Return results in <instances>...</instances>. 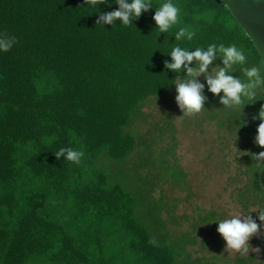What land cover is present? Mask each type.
<instances>
[{"label":"trees","instance_id":"obj_1","mask_svg":"<svg viewBox=\"0 0 264 264\" xmlns=\"http://www.w3.org/2000/svg\"><path fill=\"white\" fill-rule=\"evenodd\" d=\"M165 2L151 0L152 8L125 26L119 20L96 25L101 13L119 8L116 0L96 6L85 0H0V35L17 39L9 51H0V264H214L221 259L217 253L224 239L217 228L226 213L195 203L190 229L175 234L166 202L154 196L155 177L171 179L188 199L196 194L175 155L176 127L168 113L180 109L173 82L187 70L177 74L164 62H171L175 46L194 51L211 44L242 48L243 67L262 61L224 0H172L180 10L179 24L160 34L153 16ZM180 27L194 32L193 39L177 41ZM221 66L218 55L209 74ZM240 68L234 65L230 74L244 81ZM198 79L207 97L201 118L219 130L224 163L235 164L229 176L236 182L235 200L243 211L258 214L253 210H264V164L258 166L252 153L264 148L254 142L261 121L252 116L264 106V86L255 100L226 108L208 90L205 76ZM151 99L167 108L163 118L173 142L164 152L151 149L153 141L143 138L136 124L146 120L143 108ZM188 118L186 126L192 122ZM62 147L83 151L81 163L57 159L54 153ZM172 206L173 212L177 202ZM209 228L212 236L199 241L197 232ZM198 243L216 253L193 257L189 246L198 252ZM253 243L262 244L261 237ZM256 258L226 256L220 262L259 264Z\"/></svg>","mask_w":264,"mask_h":264},{"label":"clouds","instance_id":"obj_2","mask_svg":"<svg viewBox=\"0 0 264 264\" xmlns=\"http://www.w3.org/2000/svg\"><path fill=\"white\" fill-rule=\"evenodd\" d=\"M106 0H85V4L96 6L105 3ZM119 8L113 11L101 13L96 20V25H113L119 20L123 25L129 26L132 18H139L143 12L152 8L151 0H116ZM179 8L172 3V0L163 3L156 9L153 19L157 25L160 34L170 33L174 26L179 24ZM195 33L185 27H180L174 33L177 41L192 40ZM17 42L15 36L7 34L0 35V51L7 52ZM218 55L222 58L223 66L215 71V74H209V68L217 60ZM171 62L165 61L166 69L179 74L182 70H187L186 76L177 75L173 84L176 86L177 95L175 96L178 107L182 110L183 116L195 117L205 109L207 97L204 94L205 84L200 82L198 77L202 74L206 78L208 90L220 98V103L226 108H234L244 104L245 100L253 101L256 98L257 89L264 86V76L261 75L259 67H243L247 63V57L242 48L235 44L225 46L224 44H211L207 50L196 48L189 51L175 46L171 52ZM195 62V66H191ZM234 65L241 66L240 71L245 76V80L230 74ZM232 73V72H231ZM223 93V95H221ZM250 104V103H248ZM253 120L259 119L257 135L254 142L264 148V106H262L257 115L252 116ZM57 159L63 157L65 160L74 164H80L84 152L70 147H62L56 151ZM253 159L257 165L264 164V151L252 153ZM258 211L259 221L264 224V210ZM252 212V211H251ZM262 224H258L250 214H234L229 218L218 221V233L226 241L224 251L229 255L238 253L241 257L249 255L250 251L260 253L259 247H252L249 243L254 236L261 235ZM149 243L155 245V239H150Z\"/></svg>","mask_w":264,"mask_h":264},{"label":"rangeland","instance_id":"obj_3","mask_svg":"<svg viewBox=\"0 0 264 264\" xmlns=\"http://www.w3.org/2000/svg\"><path fill=\"white\" fill-rule=\"evenodd\" d=\"M165 107L164 102L151 99L143 108L144 112L148 114L146 120L136 123L139 134L143 138L153 141L151 149H159L162 152L173 142L171 139V128H169L168 125L165 126V119L163 118V114L166 116L164 112H166L167 108ZM168 113H171L170 120L176 127L175 134L178 142L175 155L177 156L178 163L181 165L184 172H186L187 180L192 184L196 192L195 195L188 199L184 189L174 187L171 179L155 177L158 173V169L153 168L152 174L153 177H155L154 182L156 183L154 187V196L157 200L163 198L166 202L165 209H168V211L165 215L168 218L173 217V221H170L171 232L178 234L190 229L191 222L193 221L192 216L196 215L197 212L194 207L195 203H198V206L207 207V210L215 209L224 212L228 218L230 215L234 214H248L242 210L239 203L235 200L233 189L236 186V182L233 180L231 181L229 176L234 174L233 170L236 168L232 161L228 166L224 163L222 155L225 151L222 149V146L219 145L218 140L216 142L219 130L214 124L208 122L206 119L203 120L200 114L195 117H189L188 119H192V122L186 126L183 124V120H185L186 116H183L181 109L174 113L170 108ZM164 128H166V130L162 131ZM155 155L158 160V152H156ZM146 170L147 169H145L143 173L140 171L139 174L142 173V175H146ZM165 171L166 170H163L161 173L164 174ZM132 177L134 180L142 181V178L139 179L138 175H128L127 179L130 180ZM174 202H177V206L172 212V204ZM186 214H188L189 217H186ZM251 216L258 224H262V222L259 221L258 214H252ZM263 225L264 224H262V227ZM262 227L261 235L252 237L249 242L252 247H259L261 249L260 253L253 251L249 252V255L257 256L256 259H258V262L260 261L259 264H264V261L261 260L264 250V234L262 233ZM211 230L212 229L209 228L207 230L198 231L197 233L200 234L198 240L200 241L203 236H212ZM259 237H261L262 244L254 245L253 242ZM195 246L196 249L199 250L198 252L193 250V246H189L193 251V257L204 255L210 258L216 253L214 247L210 245L205 246L204 249L201 248V243ZM223 247L224 249L226 247L225 240L223 242ZM224 249L217 253L221 259L217 258V263L214 264H223L220 262L222 257L227 256L228 258L234 259L239 256L238 253L229 255Z\"/></svg>","mask_w":264,"mask_h":264},{"label":"water","instance_id":"obj_4","mask_svg":"<svg viewBox=\"0 0 264 264\" xmlns=\"http://www.w3.org/2000/svg\"><path fill=\"white\" fill-rule=\"evenodd\" d=\"M264 63V0H224Z\"/></svg>","mask_w":264,"mask_h":264}]
</instances>
